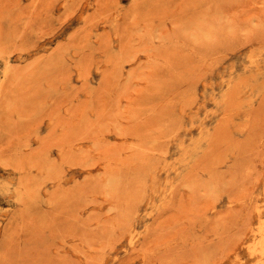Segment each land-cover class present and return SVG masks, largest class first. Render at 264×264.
<instances>
[{
    "label": "rangeland",
    "instance_id": "rangeland-1",
    "mask_svg": "<svg viewBox=\"0 0 264 264\" xmlns=\"http://www.w3.org/2000/svg\"><path fill=\"white\" fill-rule=\"evenodd\" d=\"M0 264H264V0H0Z\"/></svg>",
    "mask_w": 264,
    "mask_h": 264
}]
</instances>
